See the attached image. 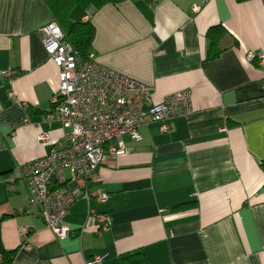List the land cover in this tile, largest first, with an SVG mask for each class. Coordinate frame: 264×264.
I'll return each mask as SVG.
<instances>
[{
    "label": "crops",
    "instance_id": "crops-1",
    "mask_svg": "<svg viewBox=\"0 0 264 264\" xmlns=\"http://www.w3.org/2000/svg\"><path fill=\"white\" fill-rule=\"evenodd\" d=\"M139 1L78 11L95 29L90 53L150 85L154 102L190 89L194 112L106 152L88 187L108 194L90 204L109 226L98 234L79 198L59 238L27 204L18 169L67 131L47 119L58 68L40 29L53 16L43 0H0V70L13 72L0 76V264H264V69L245 59L264 49V0Z\"/></svg>",
    "mask_w": 264,
    "mask_h": 264
},
{
    "label": "built area",
    "instance_id": "built-area-1",
    "mask_svg": "<svg viewBox=\"0 0 264 264\" xmlns=\"http://www.w3.org/2000/svg\"><path fill=\"white\" fill-rule=\"evenodd\" d=\"M199 9L193 4V12ZM40 33L48 58L58 68V90L50 98L47 119L57 118L67 131L48 153L19 165L29 190L26 202L38 208L37 215L47 228L64 238L71 230L63 219L69 208L84 198L87 216L99 234L109 226V218L90 200L105 203L108 194L99 188L90 189L88 182L98 179L96 170L105 153H123L124 137L140 139L143 125L157 123L160 131L167 132L171 119L194 112L192 93L188 88L180 89L154 102L150 85L101 64L93 53L82 58L54 18L41 27ZM245 59L264 69V49L247 51ZM12 73L0 70L2 77ZM261 87L264 89V75ZM46 139L47 133L38 135L40 142ZM27 232V228L22 229L23 234ZM105 256L94 255L86 264L99 263Z\"/></svg>",
    "mask_w": 264,
    "mask_h": 264
},
{
    "label": "trees",
    "instance_id": "trees-1",
    "mask_svg": "<svg viewBox=\"0 0 264 264\" xmlns=\"http://www.w3.org/2000/svg\"><path fill=\"white\" fill-rule=\"evenodd\" d=\"M49 8L53 18L61 26L66 39L71 43L74 50L82 57L86 58L90 53V46L94 38L95 29L92 23L86 19L77 18L70 25L66 22L75 9L84 10L87 7L100 8L107 3H115L122 0H43ZM137 6H140L139 0H132ZM238 2L243 0H237ZM209 34V33H208ZM210 44L216 45V39L210 37ZM218 44V43H217ZM215 51L209 56L218 53ZM179 206V205H176Z\"/></svg>",
    "mask_w": 264,
    "mask_h": 264
},
{
    "label": "rangeland",
    "instance_id": "rangeland-1",
    "mask_svg": "<svg viewBox=\"0 0 264 264\" xmlns=\"http://www.w3.org/2000/svg\"><path fill=\"white\" fill-rule=\"evenodd\" d=\"M78 11H79V9H75V10L71 13V15L69 16V18L67 19L66 22H67L69 25L77 19V17H78Z\"/></svg>",
    "mask_w": 264,
    "mask_h": 264
}]
</instances>
